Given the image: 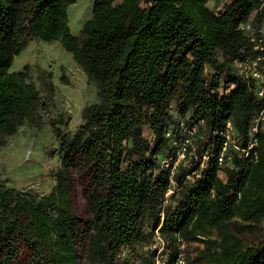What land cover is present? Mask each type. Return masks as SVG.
<instances>
[{"label":"trees","instance_id":"16d2710c","mask_svg":"<svg viewBox=\"0 0 264 264\" xmlns=\"http://www.w3.org/2000/svg\"><path fill=\"white\" fill-rule=\"evenodd\" d=\"M75 2L0 0V146L47 109L29 66L9 71L30 39L60 42L97 89L75 131L50 122L59 166L48 194L0 179V264H155L156 228L167 264L190 244L186 264H264V132L254 161L234 153L221 167L213 154L227 120L245 146L261 107L258 81L236 62L256 53L240 24L263 26L264 0H229L218 11L208 0H93L79 35L67 13ZM39 79L51 102V74ZM180 121L197 124L200 139L164 200L170 171L161 160ZM77 175L86 217L76 214Z\"/></svg>","mask_w":264,"mask_h":264},{"label":"rangeland","instance_id":"374dc122","mask_svg":"<svg viewBox=\"0 0 264 264\" xmlns=\"http://www.w3.org/2000/svg\"><path fill=\"white\" fill-rule=\"evenodd\" d=\"M228 2L229 0H208L207 5L218 11ZM92 3L93 0H76L68 5L67 13L72 34L79 35L83 24L91 17ZM24 65L29 66L31 79L42 92L47 109L42 112L38 126L20 127L14 136L8 137L6 143L0 146V179L18 190L45 195L51 191L54 184L52 172L59 166L55 153L57 142L50 122L60 121V127L66 126L69 131H75L82 124L83 108L97 101V89L58 41L30 39L14 57L9 71H20ZM45 73L51 74L55 87L51 102L47 100L45 87L39 79V76ZM171 113L176 114L174 105ZM143 135L149 142L153 141V135L148 128L143 129ZM51 151H54V154ZM220 177L225 178L221 172ZM75 182L76 214L86 217L82 194L83 178L77 175ZM197 245L190 244L186 248L181 246L184 258L188 253L193 256V249ZM123 255L128 256L127 251Z\"/></svg>","mask_w":264,"mask_h":264},{"label":"built area","instance_id":"2783aa9c","mask_svg":"<svg viewBox=\"0 0 264 264\" xmlns=\"http://www.w3.org/2000/svg\"><path fill=\"white\" fill-rule=\"evenodd\" d=\"M240 29L245 31L250 36V40L254 43L256 50L255 55L236 62L239 72L247 78H254L258 81L256 96L261 102V107L250 121L247 143L241 145L239 136L234 132L231 121L227 120L224 126L214 132L216 138L219 139V145L213 153L216 157L219 166H225L235 153L239 157H248L251 153L250 160L256 159L258 137L264 132V25L255 29L250 21L240 24ZM233 88L231 85L229 89ZM180 130L178 140H173L174 150L168 152L161 160L163 168H168L170 171L169 181L170 187L164 194V200L173 191L175 182L173 180L174 172L177 166L185 160L187 154L194 155V149L197 141L200 139L197 124L185 126L183 121L179 123ZM168 135V134H167ZM207 159V154H203L201 160ZM202 167V163L200 164ZM220 175V174H219ZM198 176V173L196 174ZM191 178V177H188ZM165 202L163 201V204ZM154 248H156L155 264H167L163 257V241L158 228L154 230ZM173 264H186L182 253H179Z\"/></svg>","mask_w":264,"mask_h":264}]
</instances>
